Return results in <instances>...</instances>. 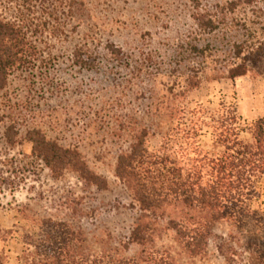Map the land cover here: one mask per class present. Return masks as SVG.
Masks as SVG:
<instances>
[{"label":"rangeland","instance_id":"1","mask_svg":"<svg viewBox=\"0 0 264 264\" xmlns=\"http://www.w3.org/2000/svg\"><path fill=\"white\" fill-rule=\"evenodd\" d=\"M222 4L0 0V16L19 25L36 49L0 93V254L6 264H22L40 242L49 243L47 235L62 242L64 226L79 233L78 253L97 263L153 264L156 258L159 264H227L217 250L223 245L230 264H251L245 244L264 233V178L259 198L251 203L254 221L244 229L216 226L208 252L193 260L164 227L155 243L130 244L140 212L116 177L118 158L140 129L150 130L146 148L151 153L161 149L167 133L183 145L172 132L176 123L161 120L165 108H181L187 119L201 107L214 114L223 106L234 109L241 140L253 143L252 126L264 118V64L235 82L214 77L233 63L229 51L246 35L242 25L264 35V17L240 10L228 14L225 24L218 22L216 32L201 33L193 18L197 9L219 15ZM259 7L264 11L262 3ZM114 49L121 51L119 59L111 55ZM79 52L85 66L77 64ZM194 77L200 86L185 92ZM34 131L77 150L98 186H88L70 170L54 174L33 155ZM214 136L212 128H204L198 140L212 157L222 153L212 148Z\"/></svg>","mask_w":264,"mask_h":264},{"label":"trees","instance_id":"2","mask_svg":"<svg viewBox=\"0 0 264 264\" xmlns=\"http://www.w3.org/2000/svg\"><path fill=\"white\" fill-rule=\"evenodd\" d=\"M222 2L219 15L197 9L193 18L201 33L216 32L220 25L218 22L225 24L228 14L240 10L264 17V11L259 7L260 3L264 5V0ZM232 22L236 23L235 20ZM242 29L246 35L229 51L233 63L219 71L220 75L214 79L235 82L264 64V35L248 29L246 22ZM35 50L19 25L0 16V93L6 88L9 76L30 63ZM194 50L204 56L203 51ZM111 55L119 59L121 51L114 49ZM76 57L77 64L86 65L82 52ZM185 84L184 91L191 92L200 86V81L194 77ZM192 118L187 119L181 108H165L161 120L176 123L172 132L182 137L183 145L179 146V142L167 133L161 149L151 153L146 148L150 130L146 127L140 129L134 134V143L128 151L119 156L116 177L128 190L140 212L130 244L145 248L149 243H155V236L159 232L162 234L165 228L174 234L183 254L194 260L208 252L216 226L231 223L244 229L254 221L251 203L259 198L258 187L264 178V118L252 126V144L241 140L240 119L234 109L223 106L222 111L214 114L201 107L192 113ZM2 124L0 114V126ZM204 128L214 130L212 148L222 150L220 155L212 157L200 149L198 140ZM31 135L35 136L30 139L33 155L54 174L70 170L88 186H98V177L89 171L77 150L64 149L37 131ZM7 144L14 146L11 139ZM1 233L0 229V236ZM77 234L64 226L60 230V235L66 236L62 242H55L47 235L45 239L49 243L46 240L40 242L35 247L36 252L29 253L22 264H103L78 253L81 247L74 243ZM245 247L251 264H264V233L252 236V241H247ZM223 248V245L217 246L218 253L230 264ZM143 253L146 254L145 251ZM156 261V258L151 260L153 264H159ZM0 264H6L1 254ZM120 264L127 263L122 261Z\"/></svg>","mask_w":264,"mask_h":264}]
</instances>
